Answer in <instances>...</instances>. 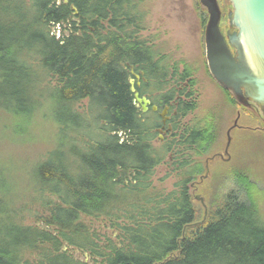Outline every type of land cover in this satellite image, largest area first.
<instances>
[{
    "label": "trees",
    "instance_id": "obj_1",
    "mask_svg": "<svg viewBox=\"0 0 264 264\" xmlns=\"http://www.w3.org/2000/svg\"><path fill=\"white\" fill-rule=\"evenodd\" d=\"M66 1L0 0V133L12 140L38 116L62 137L35 169L34 185L47 194L41 227L16 219L0 168V264H32L35 253L39 264H88L64 251L68 246L93 264H264V223L242 194H225L197 222L187 193L193 174L166 196L149 193L153 170L171 150L177 169L189 167L186 152H205L212 132L209 123L181 124L196 105L177 87L191 75H177L142 39L140 1ZM129 67L145 72L157 106L171 102L176 112L171 135L157 147L159 119L135 107ZM84 100L80 114L75 106ZM99 217L116 240L84 224Z\"/></svg>",
    "mask_w": 264,
    "mask_h": 264
},
{
    "label": "rangeland",
    "instance_id": "obj_2",
    "mask_svg": "<svg viewBox=\"0 0 264 264\" xmlns=\"http://www.w3.org/2000/svg\"><path fill=\"white\" fill-rule=\"evenodd\" d=\"M139 1L140 9L145 15L142 39L151 45L153 52L166 56L164 62L174 67L177 75L185 70L191 75V86L187 85L189 80L183 83L187 92H191L196 107L181 119V124L189 126L198 122L209 123L212 132L211 141L203 146L206 147L205 152L198 155L186 152L190 155L189 167L182 169L178 166L177 169L175 156L170 152L153 170L149 193L153 197L154 194L166 196L177 190L176 185L181 181L182 175L193 174L192 182L187 184V193L196 212L197 222L204 220L225 194L236 192L254 204L264 223V118L259 112L256 114L250 108H243L236 102L231 103L209 74L204 47V30L208 20L206 10L198 0ZM217 3L221 14L219 25L225 29L231 7L227 0H217ZM175 80L177 77L173 81ZM180 85L183 86L182 83ZM145 92L156 101L155 88L153 91L152 87H148ZM87 105L88 101L84 100L75 109L84 114ZM234 121L237 128L230 132L231 143L227 157L223 155L226 133ZM28 126L29 131L15 135L12 140L7 139L4 132L0 133V168L6 171L3 177L7 179L10 188L6 198L17 216L16 219L22 225L41 227L43 223L40 220V210L45 201L43 196L47 194L34 185L37 182L35 169L46 161L47 153L49 155L57 150L62 137L50 124L38 121V116H34ZM7 128L13 131L11 127ZM158 136L159 134L156 141L152 142L156 147L160 145ZM166 137V134L161 135L162 140ZM212 155H222L224 159L210 160ZM205 158L210 162L207 167L204 165ZM194 165L198 169L190 170ZM117 223L124 226L121 220ZM84 224L91 231L116 240L118 232L109 227L107 218L88 219ZM64 251L77 260L93 264L87 253L82 254L76 248L68 246ZM39 260L37 253L30 257L32 264H39Z\"/></svg>",
    "mask_w": 264,
    "mask_h": 264
},
{
    "label": "water",
    "instance_id": "obj_3",
    "mask_svg": "<svg viewBox=\"0 0 264 264\" xmlns=\"http://www.w3.org/2000/svg\"><path fill=\"white\" fill-rule=\"evenodd\" d=\"M208 15L204 30L205 59L214 82L243 108L254 107L264 118V0H227L231 11L228 26L235 31L226 37L219 29L221 19L217 0H198ZM134 92L133 82H129ZM135 93V92H134ZM142 112L149 101L139 99ZM156 111V107L152 108ZM226 133L223 155L228 157L230 132ZM219 158L215 155L210 160ZM202 202V200H200Z\"/></svg>",
    "mask_w": 264,
    "mask_h": 264
},
{
    "label": "flooded vegetation",
    "instance_id": "obj_4",
    "mask_svg": "<svg viewBox=\"0 0 264 264\" xmlns=\"http://www.w3.org/2000/svg\"><path fill=\"white\" fill-rule=\"evenodd\" d=\"M219 29H220V32L222 33V35L224 37H226V35L228 33H232V32L235 31L234 29H232V28H230L228 26H227V28L222 29V26L220 27V25H219ZM149 46H151V45L149 44ZM152 52H153V48H152ZM129 69H130L129 70V74L130 75H129V79L128 80H129V82L130 81L133 82L134 92L138 95L139 99L145 98V99H147L149 101V104L147 105V109H146L145 112H142V104L141 103H137V107L136 106L135 107L138 108L141 111L142 114H147L149 112H152V113L156 114V116L159 119V123L155 127L154 131H156V133L159 134L158 143L159 144H163V143H165V141L162 140L161 135L162 134H164V135L166 134V136L171 135V133L173 131V128L175 126V122L171 118V114H173V116H175L176 112L171 110V107H172L171 102H169L168 104H164L161 107L157 106L159 104L154 103V100L150 98L149 93L145 92V89H147L148 87H152V90L154 91V86L149 83L148 79L145 77V72L143 70H141L139 68H134V67H129ZM173 82H174L173 84H175L176 81H173ZM182 84H183L182 87H184L185 83H182ZM129 87H130V85H129ZM182 87H177L179 92L182 90ZM156 95H158V92H156ZM178 98H179V96L176 95V96H174L173 100H177ZM153 107H156V111L155 112L152 111ZM250 109L252 111H254L256 114H258V111L254 107H250ZM176 124H177V122H176ZM152 145H153V143H152ZM171 152H173V151L171 150ZM219 159L223 160L224 157L222 155H219ZM209 163L210 162L205 160V166L206 167H207V165ZM201 180H202V178H201Z\"/></svg>",
    "mask_w": 264,
    "mask_h": 264
},
{
    "label": "bare ground",
    "instance_id": "obj_5",
    "mask_svg": "<svg viewBox=\"0 0 264 264\" xmlns=\"http://www.w3.org/2000/svg\"><path fill=\"white\" fill-rule=\"evenodd\" d=\"M63 1V3H66L67 1L66 0H62ZM72 10L75 12V8L74 7H72ZM128 83H129V80H128ZM130 88V87H129ZM132 93V95H133V103H134V105L137 107V102H136V98H135V96H134V94H136V93H134V92H131ZM137 97H138V95H137ZM146 109H147V106H146ZM145 112V111H144ZM153 112H155V111H153ZM204 219V218H203Z\"/></svg>",
    "mask_w": 264,
    "mask_h": 264
}]
</instances>
